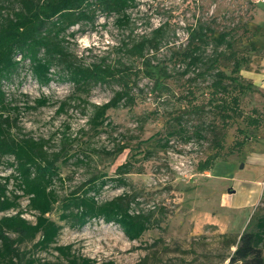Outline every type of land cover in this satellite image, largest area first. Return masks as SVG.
I'll list each match as a JSON object with an SVG mask.
<instances>
[{"label": "rangeland", "instance_id": "rangeland-1", "mask_svg": "<svg viewBox=\"0 0 264 264\" xmlns=\"http://www.w3.org/2000/svg\"><path fill=\"white\" fill-rule=\"evenodd\" d=\"M16 6V0H0L3 14ZM128 14V25L118 27L114 17L98 15L93 24L72 27L70 30L75 36L66 37L70 51L82 63L104 60L118 65L124 62L144 70L141 60L126 55L123 43L139 41L141 37L151 36L152 29L163 27L158 48L148 49L146 56L153 76L165 81L169 91L156 94L151 90L153 80L141 75L132 89L135 103L107 110L111 126L95 131L88 119L92 104L107 101L118 89L112 82L92 85L87 94L75 92L67 82L53 81L39 86L25 62L4 86L11 106L18 108L8 112L13 119L12 134L44 139L49 151L64 147L70 156L66 163H57L62 181L55 183L59 196L93 174L113 175L116 166L134 154L131 162L137 172L127 174L128 186L108 185L99 199L134 190L138 207L152 210L153 216L159 219L158 227L130 241L116 225L101 220L93 219L82 227L58 221L60 210L56 205L49 215L62 225L56 243L71 244L76 253L98 264L107 261L114 264H240L231 262L234 246H228L222 234H240L254 213L264 212V123L254 129L237 119L226 130L225 145L231 144L237 128L243 129L249 140L240 152L231 155L224 152L211 170L203 172H198L195 166L211 152V135L201 142L181 143L171 138L172 147L165 150L140 142L157 131L166 135L172 124L170 115L180 106L177 97L183 94L188 78L194 74L193 71L183 74L185 65L175 57L186 44L187 28L196 22L210 26L216 33L232 32L235 48L247 57L240 75L244 82L252 84V89L241 97V107L245 111L256 108L264 117V0H139ZM210 52L208 47L206 53ZM220 66L227 72L230 69L226 60ZM198 82L199 87H204L208 80ZM43 97L48 102L37 106L36 100ZM67 99L69 105L61 111L60 102ZM186 119L190 124L199 119L204 123L214 120L208 112ZM121 144L127 147L113 154ZM147 150L152 154L146 158ZM12 161L11 156L1 158V175L13 172L8 165ZM14 186L10 180L8 188L14 190ZM20 203L25 208L26 197ZM32 214L25 212L24 216L34 220ZM25 248H31V244ZM31 250L35 257L56 260L57 253L52 249ZM262 251L264 254V243Z\"/></svg>", "mask_w": 264, "mask_h": 264}, {"label": "trees", "instance_id": "trees-1", "mask_svg": "<svg viewBox=\"0 0 264 264\" xmlns=\"http://www.w3.org/2000/svg\"><path fill=\"white\" fill-rule=\"evenodd\" d=\"M138 1L16 0L17 8L12 7L6 14L0 8V165L2 157L13 158L8 163L13 172L0 174V264H98L94 259L76 253L71 244L56 243L62 229L58 221H65L71 227H82L93 219L101 220L105 224L116 225L130 241L138 240L147 230L158 227L159 219L153 216V211L138 207L134 190L99 199L108 185L115 188L128 186L127 174L137 172L131 162L134 154L118 164L113 175L93 174L59 196L55 183L62 181L57 163H66L70 156L66 155L64 147L49 151L44 139L12 134L13 119L8 112L18 108L11 106L4 88L25 62L39 86L61 81L71 84L75 92L87 94L92 85L112 82L118 86L112 96L103 103L92 104L88 121L95 131L112 125L106 115L108 109L135 103L136 95L132 89L141 75L153 80L151 90L156 94L168 92L170 88L165 81L153 76L154 71L150 69L146 56L148 49L158 48L163 27L152 29L149 37L123 43L126 55L141 60L144 70L124 62L111 65L101 60L85 64L67 46L66 37L75 36L70 29L82 23L93 24L98 15L114 17L118 27L128 25V10L137 7ZM208 47L211 48L209 54L206 53ZM176 59L185 65L183 74L191 71L194 74L188 78L189 84L183 94L177 97L180 106L170 115L172 124L167 136L157 131L140 144L165 150L172 147L171 138H177L181 143L201 142L211 135V152L199 159L195 166L198 172L208 171L224 152L226 155L240 152L249 140V135L237 128L231 144L225 145L226 130L237 119L254 129L264 123L263 115L256 108L245 111L241 107L242 95L252 89V84L244 82L240 75L247 57L235 48L232 32L224 30L216 33L210 26L196 22L187 28L186 44L176 54ZM223 60L230 63L228 72L220 66ZM199 80H208V83L199 87ZM47 102L46 97L36 100L37 106ZM68 105V99L61 101L59 109L62 111ZM206 112L213 115V121L204 123L199 119L191 124L187 122V116H200ZM126 147L125 144L118 145L113 154L122 152ZM144 153L147 158L152 151ZM10 180L15 183L14 190L8 188ZM23 197L27 199L25 208L20 203ZM56 205L60 210L58 221L49 217ZM25 212H33L34 220L26 218ZM222 237L227 238L228 246H234L231 262L264 264V212L254 213L240 234H222ZM28 243L31 248H25ZM31 249H52L57 253L56 260L35 257ZM99 264L114 263L107 261Z\"/></svg>", "mask_w": 264, "mask_h": 264}]
</instances>
